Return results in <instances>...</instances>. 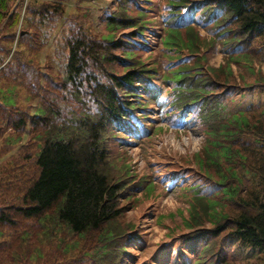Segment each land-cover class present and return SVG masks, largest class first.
Listing matches in <instances>:
<instances>
[{
    "label": "trees",
    "instance_id": "obj_1",
    "mask_svg": "<svg viewBox=\"0 0 264 264\" xmlns=\"http://www.w3.org/2000/svg\"><path fill=\"white\" fill-rule=\"evenodd\" d=\"M166 3L170 21L165 20L161 41L164 49H186L198 69H203L199 61L206 59V52L217 42L224 54V65L206 69L213 75L210 79L200 77L198 72L197 77L189 76L186 72L190 68L181 65L170 70L168 80L177 84L172 88V106L178 112L185 108L178 116L182 117L181 126L195 127L197 120L200 125L194 132L205 136L202 153L195 155L197 178L214 182L223 197L235 200L241 209L232 215L218 201L201 197L197 187L206 186L197 183L189 188L193 193L189 199L195 204H190L186 226L199 228L201 214L195 205L203 200L208 222L215 225L211 238L225 235L236 241L245 256L238 264H264V0ZM193 3L196 8L192 16L204 9L200 17L172 25L176 16H181L180 8L186 6L187 12L192 11ZM63 12L61 4L47 1L30 0L26 4L24 0H0V81L5 84L0 85V138L16 146L32 125L28 147L33 153L26 159L32 160L35 170L19 192V180L11 192H3L17 194L18 198L2 207L4 211L0 208V226L13 229L31 222L36 226L32 231L28 228L17 233L16 248L7 253L5 262L4 251L0 250V264H20L26 252L35 259H45L47 253L41 254L38 242L57 248L59 263L92 242L89 254L96 260L90 262L86 254L72 264H119L125 251L120 239L126 230L119 223L128 211L121 202L124 167L120 169L114 163L109 143L126 132L132 140L126 129L142 123L135 110L141 105L144 82L152 79V68L137 59L134 50L146 32L147 22L143 14H127L121 3L118 13L106 17V27L109 32L132 30V39L116 41L113 33L99 38L83 27H65L56 49L61 52L60 73H54L50 65L48 72L41 73L35 64L36 54L49 45L53 31L50 25ZM22 23L26 31L19 30L18 35ZM191 23L207 26L211 37L200 39L195 28L185 27ZM182 27L187 32L185 38L179 29ZM177 62H182L180 57ZM231 65L250 73L251 84L241 74L242 84L228 81ZM114 66L122 68V73ZM217 74H223L224 79H216ZM15 88H24L30 100L36 101L32 115L16 109L19 91ZM236 90L243 93L239 97L248 94L252 99L241 109L225 111L227 99ZM75 92L81 97L75 96L74 100ZM66 111L70 112L68 116ZM139 136L136 132L134 139ZM246 177L248 185L242 196L241 185ZM231 180L237 183L232 185ZM2 199L0 195V202ZM211 248H202L196 264H202L205 252L214 255ZM217 257L215 264H229L219 253Z\"/></svg>",
    "mask_w": 264,
    "mask_h": 264
},
{
    "label": "rangeland",
    "instance_id": "obj_2",
    "mask_svg": "<svg viewBox=\"0 0 264 264\" xmlns=\"http://www.w3.org/2000/svg\"><path fill=\"white\" fill-rule=\"evenodd\" d=\"M29 1L24 0L26 4ZM35 1L61 4L64 8L63 15L56 17L50 25L53 31L51 32L49 45L46 44V47L36 54V62H34L39 66L41 73L48 72L49 65L53 67L54 73H60L61 62L59 57L61 52L56 49L61 39V30L65 27H83L99 38L113 33L116 41L132 39V30L116 29L109 32L106 27V17L115 15L121 3L128 11L127 14L132 17L143 14V19L147 22L146 32L137 40L138 44L135 45L134 50L136 58L144 60L145 65L152 68V79L144 82L146 83L145 88L140 91L141 105L135 110V115L139 117L142 123L140 126L126 129L129 130L132 140L128 139L127 132L124 130L126 137L119 133L117 134L119 140L111 139L109 143L110 152L113 158L116 159L114 163L116 162L120 169L124 167L121 178L124 181L125 190L121 195V202L123 201V206L128 207V211L119 219L121 227L126 232L121 235L120 239V242H123L125 251L117 262L119 264H196L202 248L208 245L212 247L211 250L214 251V255L211 252H205L201 259L202 264L217 263L218 253L221 258H226L229 264L240 263V260L245 256H243L236 241H232L228 236L224 238L225 235L221 239L211 238L212 233L215 231V225L208 222L209 219L205 213L208 209L205 208L203 200L201 201L203 203L198 200L199 203L196 202L195 205L196 210L200 211L201 214L198 221L200 222L199 228L193 227V225L186 226L187 222H190L188 219L190 204H195L189 199V197H193V193L189 191V188L197 183H201V185L205 183L206 186L199 185L197 187V194L201 197L218 201L220 205L224 206V210L230 211L232 215H236L241 209L235 200L224 198L219 192L221 188L217 187L214 182L201 180L200 177L197 178L195 170L198 167L195 155L202 153L205 136L200 132H194L196 127L200 125L199 121H194L195 118L192 119L189 116L195 122V127L186 125L189 127L186 128V126H181L183 125L182 117L179 119L178 116L185 108L178 112L172 106L174 100L172 88L176 87L177 84H173L171 80H168L171 77L170 70L181 65L190 68L186 72L189 76L196 75L195 77H197L196 73L198 72L200 77L206 76L210 79L213 75L207 73L206 69L211 66L217 69L226 63L218 42L213 48L209 49V52H206V59L199 61L200 65L203 64L204 70L198 69L193 65L195 58L191 57L186 49L181 50L174 47L164 49L161 44L165 32V20L170 21L167 15L169 9L166 3L167 0ZM190 6L192 11L189 10L188 12L186 6L180 8L178 13H181L180 17L182 19L176 16V21L171 22L172 25L174 23L181 25L182 21H190L191 17L196 20L200 17L204 9H201V12L200 10L196 11V14L192 16L195 11L193 8H196V5L193 3ZM21 17H23V13H21ZM22 24H24L23 27H21ZM22 24L18 26V35L19 30L26 31L24 30L26 24ZM187 26L195 28L200 39L211 37V33L207 31V26L203 28L194 23L185 27ZM179 29L182 37L185 38L187 32H185L184 27ZM16 42L17 39L14 40V46ZM179 57L181 63L177 62ZM185 59L187 60L185 61ZM114 70L122 73V68L117 66H114ZM231 70L232 77H229L228 81L234 82L236 85L242 84L243 82L239 78V74H241L245 76V81L251 84L253 77L245 69H238L236 65H231ZM217 75L216 79L220 81L224 79L223 74ZM0 85L5 87L2 82ZM16 91H19L15 98L18 105L16 109L28 111L32 115L36 109V101L30 100L24 88H17ZM76 93L72 95L74 100L75 96H80ZM240 93L241 90H236L231 94V98L227 99L229 102L225 103V111L233 112L241 109L252 99L249 98L248 94L239 97L243 94ZM90 105L92 103L88 106ZM58 108L64 110L65 107ZM69 114L70 112L66 111V115ZM191 127L193 128L191 129ZM31 128L32 125L27 127V130L22 134L21 142L16 146L3 143L2 137L0 138V195L1 198H4L2 199L3 202H0V208H5L6 205L18 198L17 194H5L3 192H11L16 180L20 181L16 191L19 192L21 187L24 188L29 175H32L35 171L32 160L26 159L28 155L33 153L28 147L31 140ZM136 132L140 136L134 139ZM190 172H193V174H190ZM245 179L244 184L241 185L242 196L248 185V178ZM236 183V180H231L232 185ZM149 187L151 188L150 191L148 190ZM2 210L5 209L2 208ZM28 228L32 231L36 226L32 222L22 223L18 228L13 229L0 226V250L4 251V255H2L3 262L9 257L7 253L16 248L14 239L17 233L22 229L28 230ZM93 245L92 242L87 248L76 252L73 257H65L63 262L59 263L57 259L60 252L57 248L47 243L38 242V249L44 256L47 253L46 258L35 259L33 255H28V252H26L24 254L25 259L24 261L21 260L20 264H72L86 254V257L92 262L94 258L92 254H89V249ZM15 264L19 263L16 262Z\"/></svg>",
    "mask_w": 264,
    "mask_h": 264
}]
</instances>
